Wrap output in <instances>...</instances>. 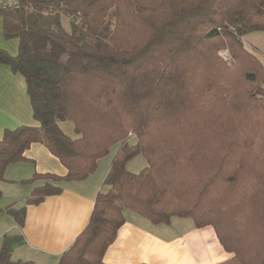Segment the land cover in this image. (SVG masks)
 <instances>
[{
  "label": "trees",
  "instance_id": "1",
  "mask_svg": "<svg viewBox=\"0 0 264 264\" xmlns=\"http://www.w3.org/2000/svg\"><path fill=\"white\" fill-rule=\"evenodd\" d=\"M19 1L0 10L5 38L19 41L16 57L0 50V63L26 79L39 126L5 131L0 180L44 145L68 174L24 182L44 181L27 200L38 205L121 145L109 191L59 264H106L126 211L154 225L182 218L214 228L233 255L219 264H264V64L242 41L264 32V0ZM139 156L147 167L129 172ZM26 209L0 213L23 226ZM21 242L4 236L0 264H35L13 260Z\"/></svg>",
  "mask_w": 264,
  "mask_h": 264
},
{
  "label": "crops",
  "instance_id": "2",
  "mask_svg": "<svg viewBox=\"0 0 264 264\" xmlns=\"http://www.w3.org/2000/svg\"><path fill=\"white\" fill-rule=\"evenodd\" d=\"M0 50L12 57L19 52V41L5 38L1 16ZM22 126H39L33 116L26 79L0 63V141L5 131ZM25 158L26 162L8 167L5 180H0V202L8 200V207L14 208L23 202L22 207L27 208L23 226L9 214L0 213V245L6 235L20 236L22 242L14 247V261L59 264L89 225L98 194L109 191L105 180L112 160L106 163V158L101 159L97 171L84 181L63 182L61 194L47 197L38 205H27L33 190L44 181L24 182L35 175L66 177L68 170L42 144L32 145ZM125 216V225L105 254L106 264H219L233 257L220 244L212 227L198 228L193 221L187 224L180 220L175 230L174 219L170 225H154L133 212Z\"/></svg>",
  "mask_w": 264,
  "mask_h": 264
},
{
  "label": "rangeland",
  "instance_id": "3",
  "mask_svg": "<svg viewBox=\"0 0 264 264\" xmlns=\"http://www.w3.org/2000/svg\"><path fill=\"white\" fill-rule=\"evenodd\" d=\"M63 23L66 26V29L68 31L71 30V19L68 18H64L63 19ZM243 43H244V47L251 52L252 54L256 55L258 59H260V61L264 64V32H253L250 33L248 35H246L245 37H243L242 39ZM228 52V53H226ZM226 54L228 56H226ZM221 55L222 57H224L226 60L229 59V51L227 49H223L221 51ZM60 127L62 128V130L65 132L66 135H68L69 137L73 138V139H77L78 135L75 133L74 131V125L71 122H61L60 123ZM121 145L117 144L114 145L111 150H110V154L106 157V163H108L110 160H113L115 154L117 153V151L120 149ZM147 161L139 156L134 158L133 160H131L128 165H127V169L129 172L131 173H135L138 174L140 173L142 170H144L147 167ZM105 164V163H104ZM103 164V165H104ZM102 165V166H103ZM104 168V167H103ZM23 202H21L20 205H18L19 207H22ZM8 200H3L0 202V207H3L4 209H6L8 207ZM131 214L130 211H126L125 215H129ZM126 217V216H125ZM4 218H8V220H10L9 217H4ZM174 223H173V227L172 229L176 230V227L178 228V222H180V220H185V222L187 224H191L192 220L191 219H180V218H174ZM173 221V220H172ZM183 222V221H182ZM181 230H179L180 232ZM178 232V231H177ZM203 232V231H202ZM203 234V233H201ZM202 240H204V237L202 235ZM1 246V245H0Z\"/></svg>",
  "mask_w": 264,
  "mask_h": 264
},
{
  "label": "built area",
  "instance_id": "4",
  "mask_svg": "<svg viewBox=\"0 0 264 264\" xmlns=\"http://www.w3.org/2000/svg\"><path fill=\"white\" fill-rule=\"evenodd\" d=\"M19 5V0H0V10L2 11L18 8Z\"/></svg>",
  "mask_w": 264,
  "mask_h": 264
},
{
  "label": "water",
  "instance_id": "5",
  "mask_svg": "<svg viewBox=\"0 0 264 264\" xmlns=\"http://www.w3.org/2000/svg\"><path fill=\"white\" fill-rule=\"evenodd\" d=\"M226 53H228V52H226ZM226 56H228V55L226 54Z\"/></svg>",
  "mask_w": 264,
  "mask_h": 264
}]
</instances>
